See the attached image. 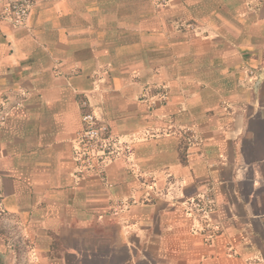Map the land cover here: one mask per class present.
<instances>
[{"label": "crops", "instance_id": "0c3cea01", "mask_svg": "<svg viewBox=\"0 0 264 264\" xmlns=\"http://www.w3.org/2000/svg\"><path fill=\"white\" fill-rule=\"evenodd\" d=\"M0 103V221L28 244L4 264H264V0H33L0 22ZM92 109L123 154L80 179Z\"/></svg>", "mask_w": 264, "mask_h": 264}, {"label": "built area", "instance_id": "2783aa9c", "mask_svg": "<svg viewBox=\"0 0 264 264\" xmlns=\"http://www.w3.org/2000/svg\"><path fill=\"white\" fill-rule=\"evenodd\" d=\"M248 1L253 10H257L261 5V0ZM32 6L33 0H0V22L24 28ZM249 74L251 77L255 76L254 71ZM161 101H167V93L161 96ZM83 106L88 107L86 103ZM7 116L8 106L0 103V124L6 122ZM82 122L83 127L75 138L76 174L80 179L90 175L103 177L105 167L123 154V148L111 135L109 126L95 109L84 112ZM189 134L191 143L201 144L202 138L197 132L190 131ZM216 207V202L210 194H203L198 199L185 203L187 215L200 224L198 232L209 245L222 233L221 224L212 219Z\"/></svg>", "mask_w": 264, "mask_h": 264}, {"label": "rangeland", "instance_id": "374dc122", "mask_svg": "<svg viewBox=\"0 0 264 264\" xmlns=\"http://www.w3.org/2000/svg\"><path fill=\"white\" fill-rule=\"evenodd\" d=\"M7 231H9L8 228L5 227V225L2 224L1 221H0V240L7 241L9 244H10V241H11L12 242L11 249H13L15 252H19L20 256H24L27 253V251H28L27 242L24 245V247L22 246L20 248L19 245L15 242V239H14L15 235L14 234H10V233L7 234L6 233ZM8 246L10 247V245H8Z\"/></svg>", "mask_w": 264, "mask_h": 264}, {"label": "water", "instance_id": "95a60500", "mask_svg": "<svg viewBox=\"0 0 264 264\" xmlns=\"http://www.w3.org/2000/svg\"><path fill=\"white\" fill-rule=\"evenodd\" d=\"M0 264H4L3 260H0Z\"/></svg>", "mask_w": 264, "mask_h": 264}]
</instances>
